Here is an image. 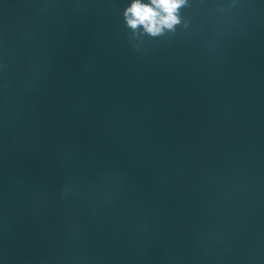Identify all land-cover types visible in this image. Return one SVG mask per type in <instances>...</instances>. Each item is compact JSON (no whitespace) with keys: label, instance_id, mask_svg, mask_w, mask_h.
Returning <instances> with one entry per match:
<instances>
[{"label":"water","instance_id":"95a60500","mask_svg":"<svg viewBox=\"0 0 264 264\" xmlns=\"http://www.w3.org/2000/svg\"><path fill=\"white\" fill-rule=\"evenodd\" d=\"M130 3L0 0V264H264V0Z\"/></svg>","mask_w":264,"mask_h":264},{"label":"clouds","instance_id":"9594fccd","mask_svg":"<svg viewBox=\"0 0 264 264\" xmlns=\"http://www.w3.org/2000/svg\"><path fill=\"white\" fill-rule=\"evenodd\" d=\"M186 3L187 0H150V3L131 0L124 9V19L133 31L142 27L144 33L157 37L165 30H175L174 26L181 22L177 10Z\"/></svg>","mask_w":264,"mask_h":264}]
</instances>
